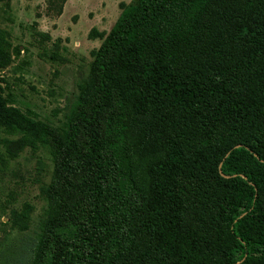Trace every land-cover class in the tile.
<instances>
[{
  "label": "trees",
  "instance_id": "16d2710c",
  "mask_svg": "<svg viewBox=\"0 0 264 264\" xmlns=\"http://www.w3.org/2000/svg\"><path fill=\"white\" fill-rule=\"evenodd\" d=\"M205 1L122 4L110 30L96 34L91 79L64 127L34 120L0 95V125L21 134L6 140L7 155L51 146L70 196L35 264L137 263L129 256L142 238L159 264H264V24L249 30L248 59L195 74L182 65L186 30ZM7 62L0 41V67ZM124 104L139 116L185 111L209 144L191 150L172 139L147 188L136 187L113 139ZM189 195L214 199L211 230L190 223Z\"/></svg>",
  "mask_w": 264,
  "mask_h": 264
},
{
  "label": "rangeland",
  "instance_id": "374dc122",
  "mask_svg": "<svg viewBox=\"0 0 264 264\" xmlns=\"http://www.w3.org/2000/svg\"><path fill=\"white\" fill-rule=\"evenodd\" d=\"M130 1L0 0V41L8 57L0 67L4 102L34 120L64 127L75 110L80 85L91 79L94 53L102 42L97 32H108L122 4ZM260 24L264 0H206L186 30L190 43L183 67L203 74L248 59L249 30ZM123 109L122 122L112 127L113 139L127 178L136 187L147 188L150 168L164 157L172 139L191 150L209 144L185 111L167 108L151 117L136 115L127 104ZM20 135L0 125V264H35L46 251L43 241L50 223L67 214L70 202L58 184L51 146L37 143L15 157L7 155L6 140ZM226 141H231L229 133L222 137ZM213 203L189 195L192 226L202 231L214 227ZM147 246V239L138 241L129 260H140L131 264H159V255Z\"/></svg>",
  "mask_w": 264,
  "mask_h": 264
}]
</instances>
